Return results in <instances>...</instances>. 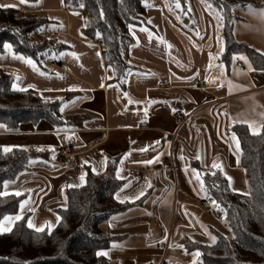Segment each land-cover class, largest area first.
I'll list each match as a JSON object with an SVG mask.
<instances>
[{"label": "crops", "instance_id": "0c3cea01", "mask_svg": "<svg viewBox=\"0 0 264 264\" xmlns=\"http://www.w3.org/2000/svg\"><path fill=\"white\" fill-rule=\"evenodd\" d=\"M144 1L145 23L129 27L133 42L124 52L128 68L121 86L104 63L100 43L82 34V10L62 0H0V5H14L22 15L45 17L39 33L53 39L57 47L38 61L14 53L5 44L0 70L12 76L14 90L61 100L62 115L70 121L56 128L41 120L36 125L21 124L15 131L0 125V147H37L49 152L47 157L31 158L3 183L8 185L3 191L20 192L22 198L18 211L4 216L0 224L12 228L18 220L5 222V217L26 215L32 229H53L59 221L56 210L66 206L67 189L82 185L88 174H104L112 162L114 175L121 181L114 200L125 207L105 222V229L116 238L99 252L107 253L103 256L114 264H159L163 259L203 264L191 245L212 244L215 231L224 233L227 227L223 210L204 190L203 175L218 169L233 191L247 193V175L232 126L243 123L253 133L251 124L261 131L264 68L256 69L243 53L233 56L228 65L220 60L221 19L205 1L187 0L186 8L177 11L166 0ZM233 17L234 38L264 54V0L235 6ZM29 59L32 65L25 62ZM196 77L206 86L194 85ZM162 80L171 84L157 88ZM178 111L188 118L172 144L167 133L176 128ZM66 145L75 152L72 170L58 157L59 148ZM197 198L211 213L195 202ZM24 201L28 203L21 210ZM213 202L222 212L213 209ZM166 241L163 250L160 245Z\"/></svg>", "mask_w": 264, "mask_h": 264}, {"label": "trees", "instance_id": "16d2710c", "mask_svg": "<svg viewBox=\"0 0 264 264\" xmlns=\"http://www.w3.org/2000/svg\"><path fill=\"white\" fill-rule=\"evenodd\" d=\"M169 1L179 3L183 10L186 8L187 0ZM203 1L221 19L224 49L220 60L228 65L233 56L243 53L256 69L264 68V54L237 41L232 33L233 8L249 0ZM63 2L84 12L82 34L100 43L105 65L112 69L114 80L124 86L128 68L124 52L133 42L129 26L145 23V1ZM46 22L45 17L36 13L20 14L16 6L0 7V51L9 44L14 53L40 61L56 47L53 39L39 33ZM32 35H37V39ZM12 80L11 75L0 70V125L15 131L21 124L36 125L41 120L56 128L70 124L62 115L61 100L43 99L31 90H14ZM232 131L239 142L240 164L246 171L248 192L233 191L227 177L218 169L206 172L204 190L223 210L229 234L215 231V243L190 248L200 253L203 264H264V124L259 135H253L243 123L233 124ZM10 148L11 151L4 152L0 147V191L3 183L13 179L31 158L49 154L37 147ZM107 168L104 174H88L82 185L67 189L66 206L56 210L59 221L53 229L37 232L27 226L24 215L11 231L0 233V264H114L97 255L116 238L105 229V222L125 207L114 200L121 181L114 175L112 162ZM21 198L13 194L0 196V220L18 211Z\"/></svg>", "mask_w": 264, "mask_h": 264}, {"label": "built area", "instance_id": "2783aa9c", "mask_svg": "<svg viewBox=\"0 0 264 264\" xmlns=\"http://www.w3.org/2000/svg\"><path fill=\"white\" fill-rule=\"evenodd\" d=\"M237 62L239 64V66L243 67V62L241 60H237ZM54 64H55V62L52 63V65H54ZM170 84H171V82L169 80H162V81L157 82L156 87L162 88V87H165V86L170 85ZM193 84L196 86H199V87H205L206 86V82L203 80H200L197 77L193 79ZM175 118L177 119L176 128L174 129V131L167 133V137L172 144L177 137L179 127L187 121L188 115L186 113H184L183 111H178L176 113ZM74 156H75V152L72 150L71 146H69V145L62 146L58 150V157L65 161L68 170H72L74 168ZM170 163H171V161H170ZM129 173L133 174L134 171L130 170ZM195 202L198 205H200L206 213H211V209L207 206V204L203 201V199L197 198L195 200ZM167 246H168V241H166L164 244L160 245V248L165 250V249H167ZM159 264H176V263L163 259Z\"/></svg>", "mask_w": 264, "mask_h": 264}, {"label": "snow or ice", "instance_id": "6c2138e0", "mask_svg": "<svg viewBox=\"0 0 264 264\" xmlns=\"http://www.w3.org/2000/svg\"><path fill=\"white\" fill-rule=\"evenodd\" d=\"M62 2H63V0H62ZM20 3H28V0H20ZM147 6H150V5H147ZM0 7H14V5H0ZM176 7H180V4L179 3H177L176 4ZM209 7H211V5H209ZM246 7H248L249 8V10H251V6H246ZM130 27V30H131V26H129ZM141 31H146V29H141ZM5 47L6 48H9L10 49V46L9 45H5ZM74 55V54H73ZM97 55H99V54H97ZM14 58H18V59H24L23 57H14ZM239 59H245L244 57H238ZM26 63H28V64H30V65H32V61L29 59V60H26L25 61ZM60 78H62V77H60ZM17 79H19V77H17ZM102 87H103V85H101ZM15 87V86H14ZM20 91H26V89H19ZM61 111H63V107L61 108ZM249 127H251L252 129H253V135H259L260 133H259V131L253 126V125H249ZM233 139L235 140V137H233ZM155 144H159V141H156L155 142ZM151 147V146H150ZM3 151L4 152H9V151H11V148H9V147H5L4 149H3ZM141 151H147V148H145V149H142ZM181 159H183V157H180ZM156 160H158V157L156 158ZM154 161H147L146 163H148V164H151V163H153ZM213 167H220L219 165H217V164H214L213 165ZM213 175H215V173H213ZM197 179H199V174L197 173ZM80 180L83 182V180H84V177H83V175L80 177ZM4 189H7V187H8V185L5 183L4 184ZM149 187H150V185H149ZM16 196H19V195H21V193L20 192H16V193H14ZM7 195H9V193L5 190V191H0V196H7ZM140 195H143V192H141V193H139L135 198H139V196ZM121 202H123V201H121ZM28 203V201H24V202H22L21 203V205H20V207H21V210H23L24 209V207H25V205ZM213 204H214V206H216L215 205V202H213ZM22 217L20 216V215H17V216H15V217H5L4 218V221L5 222H10V221H12V220H20ZM57 219L59 220V217H57ZM28 227L29 228H33L34 227V225L31 223V221H29L28 222ZM37 232H40V231H43V228H36L35 229ZM7 231H11V228L10 227H4L2 224H0V233H2V232H7ZM211 239H212V242L213 243H215L216 242V238L215 237H211ZM97 255L99 256V255H107V253H105V252H98L97 253ZM195 255H200V253H196Z\"/></svg>", "mask_w": 264, "mask_h": 264}, {"label": "rangeland", "instance_id": "374dc122", "mask_svg": "<svg viewBox=\"0 0 264 264\" xmlns=\"http://www.w3.org/2000/svg\"><path fill=\"white\" fill-rule=\"evenodd\" d=\"M167 1V3L169 4V7H170V9L171 10H174V11H177V10H183L182 9V7H181V5H180V7H176V4L177 3H171L169 0H166ZM172 4H174V5H172ZM246 5V4H245ZM211 9H212V7H211ZM214 10V9H213ZM215 11V10H214ZM217 12V11H216ZM218 14V13H217ZM219 15V14H218ZM184 17H187V15H185ZM148 26V25H147ZM247 190H248V187H247ZM248 192V191H247ZM221 208V207H220ZM219 208V206H215L213 209L216 211L217 209H219L221 212H222V210ZM219 212V211H218ZM224 221V216H222V222ZM223 232L225 233V235H227V234H229V232H228V228L226 227L224 230H223Z\"/></svg>", "mask_w": 264, "mask_h": 264}]
</instances>
